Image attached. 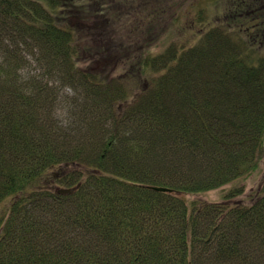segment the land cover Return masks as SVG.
Segmentation results:
<instances>
[{
    "label": "trees",
    "instance_id": "16d2710c",
    "mask_svg": "<svg viewBox=\"0 0 264 264\" xmlns=\"http://www.w3.org/2000/svg\"><path fill=\"white\" fill-rule=\"evenodd\" d=\"M263 163L264 0H0V264H264Z\"/></svg>",
    "mask_w": 264,
    "mask_h": 264
},
{
    "label": "rangeland",
    "instance_id": "374dc122",
    "mask_svg": "<svg viewBox=\"0 0 264 264\" xmlns=\"http://www.w3.org/2000/svg\"><path fill=\"white\" fill-rule=\"evenodd\" d=\"M176 1V0H174ZM216 1V0H213ZM190 10V11H189ZM189 12L183 13L181 17V23L177 24L176 26L171 29V32L174 33V36L171 37H164L162 38L161 42L156 46V48H153L154 53H158L160 51H163L167 46H169V43L175 42L177 40V36L186 37L188 40L193 39V35L190 32H197L199 30V26L196 23V10L195 8H189ZM190 25V27L186 26ZM190 28V30H189ZM189 30V31H188ZM184 31V32H183ZM107 67L110 66V64H104ZM264 177V163L261 164L260 171L256 174L252 175L249 178H244L239 180L237 183L238 185L243 189L244 193L236 198L234 201H238L241 203L246 204L248 202V199L250 198V195L255 192L259 186L262 183ZM233 184L226 185L220 189L212 190L209 192H204L196 195H186L185 197L190 200H199L203 202H214V203H222L224 201V196L227 190H229ZM249 203V202H248ZM7 204H3L0 206V214L2 215L5 211ZM0 215V216H1Z\"/></svg>",
    "mask_w": 264,
    "mask_h": 264
},
{
    "label": "water",
    "instance_id": "95a60500",
    "mask_svg": "<svg viewBox=\"0 0 264 264\" xmlns=\"http://www.w3.org/2000/svg\"><path fill=\"white\" fill-rule=\"evenodd\" d=\"M152 190L157 191V192H168V193H173L174 190L170 189V188H166V187H161V186H154L151 187Z\"/></svg>",
    "mask_w": 264,
    "mask_h": 264
}]
</instances>
